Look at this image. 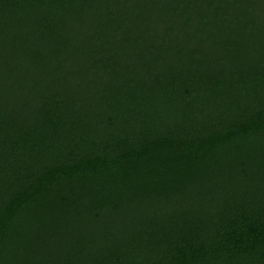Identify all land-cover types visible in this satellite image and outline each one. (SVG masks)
Instances as JSON below:
<instances>
[{
  "label": "trees",
  "instance_id": "trees-1",
  "mask_svg": "<svg viewBox=\"0 0 264 264\" xmlns=\"http://www.w3.org/2000/svg\"><path fill=\"white\" fill-rule=\"evenodd\" d=\"M0 264H264V0H0Z\"/></svg>",
  "mask_w": 264,
  "mask_h": 264
}]
</instances>
